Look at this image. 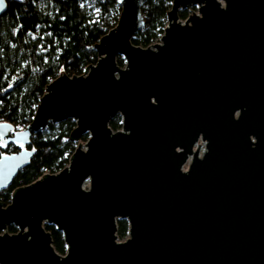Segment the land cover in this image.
<instances>
[{
    "label": "water",
    "instance_id": "1",
    "mask_svg": "<svg viewBox=\"0 0 264 264\" xmlns=\"http://www.w3.org/2000/svg\"><path fill=\"white\" fill-rule=\"evenodd\" d=\"M145 1L118 0L97 61L52 79L23 129L0 123V146L14 147L0 191L49 122L72 119L76 143L62 169L0 201V264H264V0H169L158 41L141 47Z\"/></svg>",
    "mask_w": 264,
    "mask_h": 264
},
{
    "label": "trees",
    "instance_id": "2",
    "mask_svg": "<svg viewBox=\"0 0 264 264\" xmlns=\"http://www.w3.org/2000/svg\"><path fill=\"white\" fill-rule=\"evenodd\" d=\"M169 9V0H146L141 7L144 26L134 34L132 43L147 47L158 41ZM191 9L179 11V18L184 19ZM119 13L118 0H7L0 14V123L23 129L52 79L60 73L82 74L86 66L94 64L97 53L92 46L115 26ZM117 63L122 66L124 60L118 57ZM74 126L70 118L49 122L31 136V160L0 191L1 202L9 203L14 188L31 183L45 172L55 173L68 163L76 146L69 140ZM109 126L120 129V116L112 118ZM12 152V145L0 146V155ZM44 228L51 235L54 249L64 254L62 232L48 223ZM7 230L16 232L13 225ZM127 232V220L118 219V238H125Z\"/></svg>",
    "mask_w": 264,
    "mask_h": 264
},
{
    "label": "built area",
    "instance_id": "3",
    "mask_svg": "<svg viewBox=\"0 0 264 264\" xmlns=\"http://www.w3.org/2000/svg\"><path fill=\"white\" fill-rule=\"evenodd\" d=\"M192 10L193 9H191L190 10V13L192 12ZM189 14V13H188ZM187 17V16H186ZM185 17V18H186ZM184 18V19H185ZM184 19H181V20H184ZM21 127V126H20ZM197 147H199V155L201 156L202 155V153L205 151V143L201 140V139H199L196 143H195V145H194V147H193V150H195ZM187 169V166L186 165H184L183 166V170H186ZM87 186H86V184L84 183L83 184V188H86Z\"/></svg>",
    "mask_w": 264,
    "mask_h": 264
},
{
    "label": "rangeland",
    "instance_id": "4",
    "mask_svg": "<svg viewBox=\"0 0 264 264\" xmlns=\"http://www.w3.org/2000/svg\"><path fill=\"white\" fill-rule=\"evenodd\" d=\"M193 10H196V8H194ZM189 14H190V12H189ZM81 140H82V142H84L85 139L82 138ZM66 165H67V164H66ZM85 184H86V186H87V183H85Z\"/></svg>",
    "mask_w": 264,
    "mask_h": 264
}]
</instances>
